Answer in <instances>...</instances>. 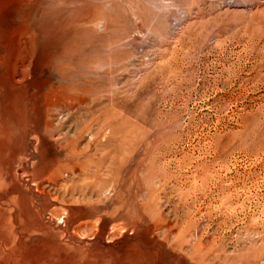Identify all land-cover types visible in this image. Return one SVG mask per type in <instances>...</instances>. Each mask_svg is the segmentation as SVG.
Here are the masks:
<instances>
[{"label": "rangeland", "instance_id": "obj_1", "mask_svg": "<svg viewBox=\"0 0 264 264\" xmlns=\"http://www.w3.org/2000/svg\"><path fill=\"white\" fill-rule=\"evenodd\" d=\"M87 1L0 72V264H264V0Z\"/></svg>", "mask_w": 264, "mask_h": 264}, {"label": "bare ground", "instance_id": "obj_2", "mask_svg": "<svg viewBox=\"0 0 264 264\" xmlns=\"http://www.w3.org/2000/svg\"><path fill=\"white\" fill-rule=\"evenodd\" d=\"M86 2L88 1L63 0L62 3H60L56 0H0V36L1 26L5 24L9 27L8 35L4 39H0V47L4 45L9 46L7 54L3 56L0 55V72L7 71L10 73L8 70L15 68L13 78L17 79L22 76L26 67L31 66L32 68H36L41 64H44L47 61L46 55L43 52L46 45L44 43L41 45L37 44V35L39 39L45 40L48 38H55L59 34L61 36L62 29H65L70 18L65 9L69 7L74 12L80 11L86 6ZM43 7H45L47 11L43 12L40 16L42 22L40 21L41 23L36 25L35 30L29 29L27 21L31 18L33 10L40 11ZM15 21H17V23ZM64 25L65 27H63ZM16 49H18L17 52H15ZM4 81L8 83L7 78ZM12 94L9 96L12 99L6 103V106L3 109L6 115H9L11 112L13 113L14 108L16 107L13 106ZM9 135L10 130L5 128L0 135V151L4 152L9 149L11 152H14L12 145L13 139L10 138Z\"/></svg>", "mask_w": 264, "mask_h": 264}]
</instances>
